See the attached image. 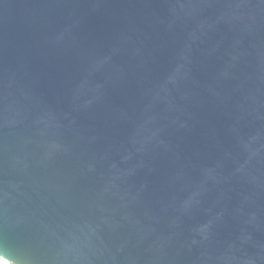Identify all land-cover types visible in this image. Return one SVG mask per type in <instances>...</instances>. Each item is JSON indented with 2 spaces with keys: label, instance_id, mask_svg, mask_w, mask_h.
<instances>
[{
  "label": "water",
  "instance_id": "1",
  "mask_svg": "<svg viewBox=\"0 0 264 264\" xmlns=\"http://www.w3.org/2000/svg\"><path fill=\"white\" fill-rule=\"evenodd\" d=\"M0 258L264 264V0H0Z\"/></svg>",
  "mask_w": 264,
  "mask_h": 264
},
{
  "label": "snow or ice",
  "instance_id": "2",
  "mask_svg": "<svg viewBox=\"0 0 264 264\" xmlns=\"http://www.w3.org/2000/svg\"><path fill=\"white\" fill-rule=\"evenodd\" d=\"M0 264H8V262L5 259L0 258Z\"/></svg>",
  "mask_w": 264,
  "mask_h": 264
}]
</instances>
